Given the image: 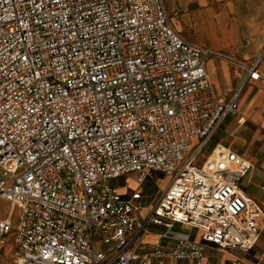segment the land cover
<instances>
[{
    "label": "built area",
    "instance_id": "built-area-1",
    "mask_svg": "<svg viewBox=\"0 0 264 264\" xmlns=\"http://www.w3.org/2000/svg\"><path fill=\"white\" fill-rule=\"evenodd\" d=\"M227 61L225 100L207 69ZM254 63L186 41L165 0H0V249L18 264H206L252 250L264 207L242 189L245 154L216 144ZM129 184L117 185L121 179ZM171 178L165 189L157 180ZM17 213V221L13 220ZM154 242L149 243L148 238Z\"/></svg>",
    "mask_w": 264,
    "mask_h": 264
},
{
    "label": "crops",
    "instance_id": "crops-1",
    "mask_svg": "<svg viewBox=\"0 0 264 264\" xmlns=\"http://www.w3.org/2000/svg\"><path fill=\"white\" fill-rule=\"evenodd\" d=\"M165 7L174 28L188 42L194 43L191 33H194L200 23L204 22L210 27L221 28L227 39L223 44L226 47L225 51L203 48L215 53H223L236 61L247 63H254L263 52L264 0H165ZM176 18H180L182 26L174 24ZM194 44L196 45V43ZM225 64L228 65L229 63L221 58L212 57L207 62V69L217 94L225 100H229L236 93L238 83L245 80L246 74L237 75L235 73L232 78L226 71ZM248 86L257 87L264 92V88L256 83H248L245 89ZM224 88H230V93L224 94ZM239 105L241 112L240 98ZM262 105H264L263 101L259 103L256 97L252 99L250 104L247 103L246 112L241 113L247 122L240 125L238 119L234 117L237 126L224 129L222 127L219 131H222L221 139L214 146L221 144L231 147L239 154H244L246 146L259 137L260 131L264 132V118L260 116L262 113H256L253 119L249 116L251 106L256 108ZM248 122L259 128L253 131L250 137ZM238 144L244 149L238 147ZM254 156L259 157V153ZM252 157L249 158L254 165V170L242 181V189L249 197L264 207V185L254 181L258 172V163ZM261 158V166L264 170V158ZM148 241L153 243L154 238L150 237ZM204 262L206 264H264V231L256 246L248 252L239 249L219 251L209 246L205 252Z\"/></svg>",
    "mask_w": 264,
    "mask_h": 264
},
{
    "label": "rangeland",
    "instance_id": "rangeland-1",
    "mask_svg": "<svg viewBox=\"0 0 264 264\" xmlns=\"http://www.w3.org/2000/svg\"><path fill=\"white\" fill-rule=\"evenodd\" d=\"M174 24H178V25L182 26L180 18H176L174 20ZM194 31H195L194 33L193 32L191 33V38H193V41H194V43H196V45H198L200 47L210 48L212 50H221V51L226 50V47L223 46V44H224L225 40L227 39V36L224 34V32L221 30V28H213V27L208 26L206 23L202 22V23H200L199 27L196 28ZM225 66H226V71L233 78L235 76L234 68L229 64L228 65L225 64ZM242 82L243 81L238 83V85L236 87V92H238V90L240 89ZM223 93L229 94L230 88H227V89L224 88ZM255 97L259 103L263 101V104H264V92L260 91V89L257 87H254V86L249 87L248 86L240 96L241 113L246 112L247 103L250 104L252 99H254ZM259 112L262 113L260 116L264 118V105H262L260 107L258 106L256 108H253L251 106L249 116L251 117V119H253L255 114L259 113ZM257 123H259V122H257ZM236 126L237 125L235 123V118L230 117L224 123V126L222 129H224L226 127L234 128ZM247 127L250 130L249 131V137L251 136L253 131H256L259 129L257 126H255L249 122H248ZM221 136H222V131L218 133L216 139L206 148V150L204 152L205 156H207L211 152L214 144L221 139ZM258 136L259 137H257L253 141V143L246 146V148L244 150V154L249 156V157L253 156L252 159L254 161H257L258 172H257V175H256L254 181L264 185V170L261 166V163H262L261 157L264 158V132L260 131V134ZM237 146L240 147L241 149H244L239 144ZM257 153H259V157L254 156ZM129 178H130V180H126L124 178V179L117 181L116 183L119 186H122L123 184H129V186L133 187L134 183L132 181L135 180V176L130 175ZM155 179L157 180V184H158L159 188H161V189H165L171 181L170 177H167V176L162 177V176L156 175V177L154 179L153 178L148 179V181H147L148 184H146V186L152 187ZM8 210H9V205L7 203H5L4 201L0 200V219L6 218ZM16 215H17V213H15V217L13 220L14 224L17 221ZM17 259H18V255H17V251H16L15 246H14V242L11 241V239H8V241L0 249V264H18Z\"/></svg>",
    "mask_w": 264,
    "mask_h": 264
}]
</instances>
